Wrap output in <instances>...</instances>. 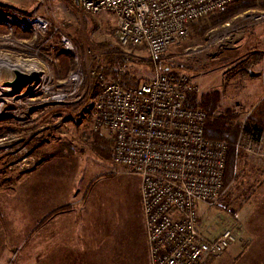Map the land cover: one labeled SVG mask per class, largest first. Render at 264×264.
I'll return each mask as SVG.
<instances>
[{
    "label": "rangeland",
    "instance_id": "374dc122",
    "mask_svg": "<svg viewBox=\"0 0 264 264\" xmlns=\"http://www.w3.org/2000/svg\"><path fill=\"white\" fill-rule=\"evenodd\" d=\"M242 2L250 6L233 9ZM248 10L264 11V0H242L193 23L186 38L153 60L143 47L117 46L116 16L108 12L92 15L76 8L71 0H0V69H18L32 74L29 81L34 76L49 91L72 93L66 101L55 103L46 100L45 95L27 91L28 84L0 89V195L13 192L23 177L45 162L66 161L72 175L79 178L80 193L92 198L95 209L114 226L117 220L112 214L118 211L120 221L127 224L134 210L133 182L138 177L118 174L107 157L106 141L102 154L97 153V137L110 139L105 129L95 132L91 124L98 93V87L93 88L96 81L92 72L99 71L115 82L128 75L138 85L165 69L181 73L198 89L192 99L201 102L218 97L213 117L230 118L237 126L236 140L240 125L249 123L255 108L264 101V21L251 25L242 22ZM28 15L45 19L49 31H31L24 23ZM61 36L70 41L72 51L61 46ZM117 52L128 55L129 60L122 65L111 62L109 55ZM130 58L145 61L138 63ZM117 67L127 73L117 75ZM73 77L76 81L71 80ZM238 107L240 112L235 110ZM228 155L227 150L225 165ZM262 164L234 149L231 182L224 185L225 194L219 204L211 208L197 205L205 236L236 229V241L226 251L237 246L242 253L259 256L253 241L264 240ZM36 208L34 202L23 203L22 197H0V222L3 217L20 226L21 214L29 210L36 213ZM33 219L36 221V217ZM28 221L23 223L29 226L32 219ZM35 230L25 234L24 242L30 247L36 244ZM15 233L17 229L14 234L6 230L0 233V264H22L23 243L17 241ZM35 250L30 252L34 253L31 257L36 256Z\"/></svg>",
    "mask_w": 264,
    "mask_h": 264
},
{
    "label": "built area",
    "instance_id": "2783aa9c",
    "mask_svg": "<svg viewBox=\"0 0 264 264\" xmlns=\"http://www.w3.org/2000/svg\"><path fill=\"white\" fill-rule=\"evenodd\" d=\"M71 1L92 15H115L117 46L143 47L154 60L186 38L193 23L242 0ZM242 18L247 25L264 21V11L248 10ZM24 23L31 31L46 33L50 29L40 16H25ZM60 43L65 51L73 50L66 37L61 36ZM126 73L117 67V75ZM92 76L98 93L91 124L95 132L106 130L111 141L110 162L118 174L140 180L151 264H204L221 256L238 233L227 228L214 237L205 236L197 205L214 207L225 194L228 143L207 139L206 112L184 104L186 94L197 93V87L185 75L168 69L156 72L136 88H121L99 71ZM33 78L26 85L32 94L40 93L55 103L72 95L60 89L49 91ZM235 110L240 112L239 107ZM247 124L240 125L234 149L264 165V131Z\"/></svg>",
    "mask_w": 264,
    "mask_h": 264
},
{
    "label": "crops",
    "instance_id": "0c3cea01",
    "mask_svg": "<svg viewBox=\"0 0 264 264\" xmlns=\"http://www.w3.org/2000/svg\"><path fill=\"white\" fill-rule=\"evenodd\" d=\"M65 162H45L23 177L13 192L0 195L22 197L25 204L29 201L36 203V213L29 210L21 214L22 217L17 213L16 216L23 220L20 226L8 222L7 218L3 220V217L0 222V233L6 230L14 234L17 229V241L22 240L23 243L22 264H151L140 180L136 178L133 182L134 210L132 214L128 213L129 222H121L117 211L112 214L117 220L114 226L102 211L95 209V202L89 195L80 193L79 178L72 175ZM261 187L264 190V182ZM28 219H32L29 226L23 223L25 220L29 223ZM32 229H36L33 241L36 244L30 247L24 241L25 234ZM258 240L253 241L257 244L256 250L253 245V250L259 251V256L242 253L240 247L234 246L230 252L226 251L225 257L210 258L204 264H264V240L261 243ZM34 249L36 256L31 257L34 253L30 252Z\"/></svg>",
    "mask_w": 264,
    "mask_h": 264
},
{
    "label": "trees",
    "instance_id": "16d2710c",
    "mask_svg": "<svg viewBox=\"0 0 264 264\" xmlns=\"http://www.w3.org/2000/svg\"><path fill=\"white\" fill-rule=\"evenodd\" d=\"M234 5V4H232ZM230 5V6H232ZM228 6V7H230ZM250 5L247 2H242L239 6L237 5L234 10H237L239 8H248ZM232 9V8H231ZM230 9V10H231ZM228 12H230L228 10ZM211 25V23H210ZM204 28H202V31ZM197 34L201 35V32L198 31ZM118 50V49H116ZM109 58L111 62L117 61V65L125 64L126 61L129 60L128 55H125L124 53L117 52V55H109ZM131 61L136 60L138 63H143L145 60H139L130 58ZM148 65L152 67L151 61L148 60ZM157 67L161 69V65L157 63ZM128 75L122 76L120 78H117V82L120 85L121 88H136L138 86V82L134 81V79L127 78ZM96 81V79H95ZM98 87V84L96 82V85L93 83V88ZM194 93H187L186 99L184 104L189 108H199L204 109L208 117L204 123V135L207 139L211 141H226L228 143V160L226 161L225 170H224V178H223V184H227L231 182L232 178V158H233V142L235 140V134L237 131V126L234 125V123L229 119L222 117L221 115L213 117L214 111H215V104L218 101V97H212V98H205L201 102H197L192 99L191 96ZM254 127L257 131L262 132L264 130V101L261 102L254 110V112L251 114V117L249 119L248 126ZM99 136V135H97ZM98 141L96 144L100 145V148H98L97 153L100 156L103 152L102 145L104 141H106L107 145V157L110 158V151H111V141L109 142L106 139L97 137Z\"/></svg>",
    "mask_w": 264,
    "mask_h": 264
},
{
    "label": "water",
    "instance_id": "95a60500",
    "mask_svg": "<svg viewBox=\"0 0 264 264\" xmlns=\"http://www.w3.org/2000/svg\"><path fill=\"white\" fill-rule=\"evenodd\" d=\"M29 82V76L18 69H0V89H16Z\"/></svg>",
    "mask_w": 264,
    "mask_h": 264
}]
</instances>
